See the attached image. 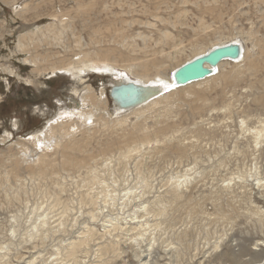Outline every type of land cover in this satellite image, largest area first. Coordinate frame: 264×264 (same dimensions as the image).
<instances>
[{"label": "rangeland", "instance_id": "1", "mask_svg": "<svg viewBox=\"0 0 264 264\" xmlns=\"http://www.w3.org/2000/svg\"><path fill=\"white\" fill-rule=\"evenodd\" d=\"M234 39L242 43L243 53L247 54L245 60L238 63L226 61L211 79L184 86L173 93L167 92V98H160L140 112L130 108L120 110L109 94L119 73L140 81L141 78L127 71L126 64L111 71L86 70L77 76L59 69L69 64L80 65L84 58H97L103 56L104 51L113 49L138 60L145 58L150 61L153 56L152 61L156 60L158 64L150 67L149 77L160 73L168 79L174 67L185 63L197 50L204 51L214 43ZM259 43L264 44V0H0V237H8L10 222L15 216L21 223L18 224V238L13 241L11 264H46L54 246L69 235H76L85 222L93 223L102 231L103 220L97 218L92 222L88 205L82 206L83 212H78L77 199L88 189L81 180L88 170L96 167L116 189L114 194L118 193L116 199L119 202L122 200L120 196L131 185L142 191V178L149 180L150 187H144L147 192L136 196L134 203L154 199L161 193L167 194L172 191L175 179L183 182V177L191 178L190 183H182L185 187L181 185L178 201L193 202L194 206L199 205V209L213 215L205 219L206 216L193 213L189 219L187 211L176 214L177 223L171 227H190L186 245L196 238L200 243L206 239L213 242L216 234L215 237L208 233L214 230L216 221L219 228H229L232 225L229 222L233 221L235 235L240 237L242 233V244L250 247V237L260 226V219L252 214V210L258 206L264 209V190L246 181L237 182L238 171H253L251 164L255 161L259 160L258 164L262 169L264 167V144L257 152V159L253 157L255 161L251 154L254 126L264 121V54ZM251 59L256 61L254 69L250 68ZM137 67L133 65V69ZM91 95L101 104L95 107V115L91 119L86 122L80 118L75 123L69 121L74 125L60 146H48L46 149L37 143L36 157H23L18 142L28 141L33 133L41 134L49 122L58 120L60 111L66 119L64 116L68 111L94 108L88 104ZM243 119L247 122L244 128L241 125ZM29 143L32 146L33 142ZM136 144L140 148L135 149L130 157H125L127 148ZM64 145H70L71 153L67 160L85 156V166L65 165L61 152ZM180 149L183 152H179ZM40 153L54 160L46 168L44 176L28 172L37 170L31 169L37 165L31 160H36ZM17 157L21 158L16 166ZM193 165L194 171L185 176ZM232 177L236 182L228 184ZM60 183L65 189L59 188ZM52 193L59 194L75 207L66 216V230L54 227L53 222L46 227L48 232H44L47 237L43 238L45 243L43 240H37L35 245L26 243L21 239L26 237L24 229L27 230L28 218L37 219L38 214L47 208ZM215 206H220L226 213L227 221L219 218L220 214L216 216ZM59 209L51 215L58 213ZM33 210L35 212L31 215ZM114 210H111L114 214L110 213L115 216L118 209ZM163 228L169 229L164 224ZM122 234L119 237L126 244L127 251L116 263L142 264L136 256L132 239ZM227 242L230 241L226 240L225 244ZM153 250L157 264L173 259L170 255L167 257L161 245ZM190 252L194 254L195 251ZM80 257L86 258L84 253H80ZM187 258L189 255H185L184 260ZM30 259L32 263L28 261ZM92 259L93 264L99 261L93 255ZM201 259L194 258L197 260L194 264ZM210 259L219 263L215 256ZM222 263L235 264L227 254Z\"/></svg>", "mask_w": 264, "mask_h": 264}, {"label": "bare ground", "instance_id": "2", "mask_svg": "<svg viewBox=\"0 0 264 264\" xmlns=\"http://www.w3.org/2000/svg\"><path fill=\"white\" fill-rule=\"evenodd\" d=\"M216 17H218V15ZM57 29H59V28H57ZM58 31L61 32L60 30H58ZM164 31H166V30H163V32ZM168 34H169V32H168ZM58 35H60V33ZM55 36H57V35H55ZM171 37H172V35H171ZM55 38H57V37H55ZM159 40L160 39H158V42H160ZM162 40H163V38H162ZM164 40H166V38ZM166 41L168 43H170L168 40H166ZM232 41H238V40L234 39ZM227 42L222 41V42H218L216 44L214 43V45L211 46V48L214 46H218V45L227 43ZM155 45L156 44H154V47H155ZM170 45L171 44H169V46ZM259 45L261 46V48H260L261 52H263V54H264V44L261 45L259 43ZM211 48L204 50V51L197 50L195 52V54L193 56L189 57L186 61L193 59L194 57L210 50ZM253 54H254V52H253ZM171 55L172 54H170V57H171ZM83 56H85V55H83ZM246 56H247L246 52L242 53V57L238 60L233 61V62H236V63L241 62V61L245 60ZM155 57H156V55H155ZM152 58H153V56H152ZM152 58L150 59V57H149L150 61L145 60V58L143 60H138L135 56H131V55H128L127 53H124L122 51H116V50L112 49V50L104 51L103 56H100V57L98 56L97 58H95V57L84 58V61L82 63H80V65H77V63H76V65H73V64L70 65L69 64V66L68 65L65 67L63 66L59 69H61V70L64 69L63 71L69 72V73L73 74L74 76H77V75H81V73L86 71V70L103 71V72L107 71V70L111 71L112 69H115V67L123 66L124 64H126L127 66H125V67H127L128 70L126 68L125 69L127 71H130L131 74L132 75L134 74L135 77H138V79L141 78L140 81L139 80L138 81L134 80V81L139 82L141 84H149V85L155 86V87L158 86V87H161L163 90L165 89V91L158 94L152 100H150L144 104L138 105L136 107L130 108V109H132V111H139L140 112L142 108H144L146 106L148 107V105L150 106V104H152L154 102L157 103L156 101L159 100L160 98L164 99L163 97H165L169 93H173V91L182 89V87H184V86H178V87L173 86L172 85L173 80H172L171 75L168 79H166L167 78L166 75H162L160 73L156 74L153 77H149L150 73L148 74V71H149L150 67L151 66L155 67L158 64L157 63L158 61H156V60L152 61ZM167 58L168 57H166V59ZM146 59H147V57H146ZM186 61H184V62H186ZM226 61L228 62L230 60H226ZM226 61H223L220 63V65L218 67V72H216L215 74H213V75H211V76H209L203 80H208V79H211L212 77L216 76L220 72V66H222V64ZM255 62L256 61H254V60L252 61V59H251L250 68L254 69L253 67L256 66ZM178 64L179 63H177V65ZM133 65H137L139 67L140 71H138V67L136 69L135 68L133 69ZM179 66L180 65L174 67L173 70H175ZM156 69H158V68H156ZM252 69L251 70L249 69V70L252 72ZM253 72H255V70ZM225 75H227V74H225ZM164 77H166V78H164ZM164 79H166V80H164ZM224 79H226V78L224 77ZM227 79H229V78L227 77ZM124 80H132V79L127 78V76H125L123 74H120V73L117 74L116 83L122 82ZM198 82H200V81H198ZM191 84H193V83H190L188 85H191ZM188 85H185V86H188ZM167 92H169V93H167ZM88 98H90V101L88 104H92L94 106V108H90L88 110L77 109L75 111H68L69 113L64 116V118H66V119H63V117H62L63 112L60 111L57 114V118L58 117L62 118L61 120H59V118H58V120H56V121H51V122H49V124L47 123L48 124L47 127L45 125L46 128L44 130L42 129L43 130L42 132L40 131L41 134L33 133L29 139L27 137L28 141L18 142V143H20V145L22 147L23 157L24 156L25 157L28 156L27 158H29L30 156L36 157L37 143H41L42 147H45V148L48 146L49 147L50 146L51 147L60 146L61 140L65 137V135H67V136L69 135L70 127L72 125H74L72 122H69V121H73L75 123L76 119H79V118L83 119L84 122L91 119V117L93 115H95L94 114L95 107L96 106L100 107L101 104L99 102H97L95 100V97L92 95ZM165 98H167V97H165ZM119 109L122 110L121 108H119ZM123 110H125V109H123ZM246 123L247 122L245 121V119H243L242 124H241V125H243V128L246 127V126H244V125H246ZM257 125H259V126H256V127L254 126L253 132L251 131L253 133L251 136H252V141H253V146H254L252 151H251V154H253V156H252L253 160H254L253 157L254 156L256 157L257 152L263 148L262 146L264 144V121L261 122V125L259 123H257ZM245 133H247V132H245ZM242 134H243V132H242ZM31 141L33 142L32 146L29 145L30 144L29 142H31ZM244 141H245V138H244ZM237 142H239V140H237ZM26 143H27V145H26ZM180 145H182V144H180ZM184 145L185 144L183 143V146ZM169 146H171V145H169ZM69 147H70V145H64V146H62V149H61L64 164L76 166L78 168L85 166V163H86L85 156H84V158L82 157L83 159H80V157L76 156V157H78L77 159H76V157H70V159L67 160L68 156L71 153ZM237 147L238 146L236 145L235 146L236 150H238ZM138 148H140V147L137 144L135 145V147H133V146L128 147L124 156L130 157L131 155H133L132 152ZM41 149H43V148H40V150ZM185 151L186 150H184V152ZM244 151L246 152V150H244ZM176 152H178V149ZM179 152H183V150L180 149ZM243 154L246 155L245 153H243ZM260 154L262 155V153H260ZM23 157H22V159H23ZM257 157H256V159H257ZM20 158L21 157H17L15 159V165L16 166L19 163ZM243 158H245V157H243ZM31 161H34V163L37 164L36 166H34V168H31V169H37V170H30L28 172L33 173V174H38L40 176H44L47 174L46 168L49 165H51L54 160L51 159L49 156H47L45 153H40V154H38L36 160H31ZM258 161L257 162L255 161V163L252 162L253 164H251V166L253 165V171L250 170L249 172L247 171V173L241 172V170L238 171L239 172V175H238L239 179H238L237 183L246 181L247 183L249 182L250 185H254L255 187L261 188L262 191L264 190V175H263L264 167L262 169V166L258 164ZM107 164H108V162H107ZM237 166H238V164H237ZM194 169H195V165H193L192 167L187 169L185 176L190 175L191 171H194ZM242 171H244V170H242ZM87 172L88 173L86 174L85 177L82 178L81 181H83L82 185L84 184V185L88 186V189L84 192H81V194L79 195V197L77 199L78 204H79L78 212H80V211L83 212L82 206L88 205V214H89V217L91 218L92 222H94V220H96L97 218H101L100 220H103L102 221V231H99V229L93 223L89 224V223L85 222V224L83 226H81V228L78 231H76V229H75L77 234L75 235L74 233H72V234H74L73 237H70V235H69V237L65 240L59 239V240H61L60 243H58L54 246L53 252L51 253V257L47 258L48 262L47 263L45 262L46 264H82V263L83 264H87V263L93 264L94 259H92V255L96 258H99V261L96 264H117L116 260L118 258L120 259L122 257V254L125 251H127L126 250V244L123 243L121 241V238L119 237V235L121 233H123L122 235H124V237L132 239L133 247H135L134 250L136 252V256L139 258V260L141 261L142 264H157L158 263V261L155 259L156 257H154V254H153L154 253L153 249L158 248V245H161L162 248L165 249V254H167V257H169L168 255H170V257L173 258V259H169L168 262L165 264H182V263H187V264L193 263L194 264V262H196L198 260V259L194 260V258H202L199 262H197V264H208V263L217 264V263L213 262V260L210 259V257H212V256H215L216 258L219 259V260H215V261H219L220 264H223L222 261L225 259L226 254L229 255L234 260L235 264H252V263L264 264V218H262L264 216V209L262 207L258 206L257 207L258 209L254 208L252 210V214L255 215L256 217L257 216L259 217L258 219H260L259 220L260 226H259L258 230L256 229V233L250 237V243H249L250 247H248V245L242 244V243H244V242H242L243 239L240 238L243 235L242 233H240V237H237L238 235H235L236 234V233H234L235 225L233 226V224H234L233 221L229 222L232 224V225L230 224L231 226L229 228L224 227V226L222 228H219V222L216 221V223L214 225V230L212 232L208 233V234H212L213 236H215V234H216L217 237L215 236L216 239L213 242L206 239L204 243H200V239L196 238L195 240L191 239V241H188L189 245H186V241L188 240V236H189L188 231L190 230L189 229L190 227L189 228L187 226H185V228L176 227V226L171 227V224L175 225L177 223V218L175 217L176 214L179 215V214H181V211H187L189 214V219L192 218L191 214H193V213H197L198 215L200 214L202 217L206 216V217H204L205 219H208L209 215L211 214L206 210L199 209L198 208L199 205H198V207L194 206L192 204L193 202L180 203L178 201V199L181 196L180 195L181 194L180 187H181V185H183L182 183L183 182H185V183L189 182L191 180V178L183 177L184 178L182 180L183 182H181V179H177V180L175 179V182L174 181L172 182V184H173L172 185L173 186L172 191L169 190L168 189L169 187H168L167 189L169 191L167 194L161 193L159 195H156L154 199L152 198L153 200L152 199L141 200L140 202L138 201V202L134 203L133 199L136 196H140L142 193L147 192V190H145V188L150 187V183H149V180L147 178L141 177L142 178L141 182L143 185L141 184L142 186L140 188L142 189V191H137L138 189L135 190L134 189L135 186L133 187L131 185V187L126 191V193L122 197L120 196V198L122 200L119 202V201H117V199H118L117 194L118 193L114 194L116 189L114 188V186L112 184H110L107 181V179L104 177L105 175L100 173V171L97 167L92 168V169L88 170ZM232 174H234V173H232ZM130 178L131 177H129L127 179H130ZM180 178H182V177H180ZM113 181L117 182L115 179ZM169 181H171V180L169 179ZM223 182H225V181H223ZM232 182H234V183L236 182L234 177L230 178L228 184H231ZM228 184L226 186H228ZM97 185H100L101 187H99ZM244 186H247V185H244ZM19 188H20V190L23 189L22 187H19ZM59 188L65 189L64 184L60 183ZM98 188H101V189H99V191L98 190L96 191L95 189H98ZM227 188H229V187H227ZM248 188H249V186H248ZM229 189H231V186ZM232 190H233V187H232ZM253 191H255V190L252 189V192ZM16 193L18 195V192H16ZM42 193L44 194V192H42ZM253 194L251 193V195H253ZM182 195H184V194H182ZM263 195H264V192H263L262 196ZM49 199H50V201H48V203H47L48 204L47 208L46 209L44 208L43 212L41 211L42 213L38 214L37 219L36 218L33 219L31 216H30V218H28V222H26L28 224L27 225L25 224V226L27 227V230L24 229L26 231V233H25L26 237L21 239V240H26V243L31 242V244L35 245V242H37V240H43V238L46 239L47 237L44 236L46 234V233H44L46 230V227L48 225L52 224L53 222H55V223H54V225L53 224L52 225L54 227H59V230L65 228L66 222H67V221L65 222L66 216L72 210H74V208H75L74 205L72 203H70L69 201H66L67 200L66 198H65L66 200L64 201L63 197L57 193H52L50 195ZM132 203H134V204H132ZM184 204H186V206ZM214 204L216 205V200H215ZM59 206L61 207V209H59L60 208ZM187 207H190V209H188ZM195 207H197L196 210L194 209ZM219 207L215 206V209H217V213H218V215H216V216L219 217V214H220L221 217H219V218L227 221L229 219V217L226 216L225 215L226 213ZM42 208H43V205H42ZM57 209H59L58 210L59 212L55 213V215H51L52 213L54 214V211H56ZM112 209L113 210L115 209L114 211H116V209H118L117 215H115V216L112 215L115 213V212L114 213L111 212ZM34 210L31 212V215L34 214V212L36 211V210L35 211ZM249 211H251V210H249ZM211 215H213V214H211ZM99 216H101V217H99ZM16 217L17 216L14 217L12 223L10 222L11 227L9 226L10 231L8 230V232H9V234L7 233L8 237L5 239H2L0 237V264H11V254H12L13 241H15L18 238V230H19L18 226L21 224V223H18L19 220L17 221ZM67 219H70V218H67ZM75 220H77V217H75ZM209 223H210V221H209ZM226 223H228V222H226ZM226 223L224 225H226ZM73 224H74V222H73ZM163 224H164L165 228H169L168 231H166V229L163 228ZM184 225H186V224H184ZM3 226H5V225H3ZM76 228H78V227H76ZM236 228H238V227L236 226ZM20 229H21V227H20ZM65 230H66V228H65ZM46 231L48 232V230H46ZM249 231L250 230H247V233H249ZM1 233H2V231H1ZM4 234H6V233H4ZM250 234H251V232H250ZM22 237H24V235ZM27 238L29 240H27ZM248 239H249V237H248ZM226 240H229L230 242H227L225 244ZM43 241L45 243V240H43ZM246 241H248V240H246ZM20 243L23 244L24 241L23 242L21 241ZM39 243H41V242H39ZM143 244H144V249H142ZM200 244H202V245H200ZM227 249H229V251H227ZM51 250H52V248H51ZM190 250H194L195 251L194 254H191ZM18 253H19V251H18ZM80 253H84V257H86V258L85 259L81 258ZM106 255H108V257L104 258V256H106ZM185 255H189V258H187L186 260H184ZM198 256H200V257H198ZM245 256H248V257L245 258ZM26 257H27V255H26ZM28 261L30 263H32L33 260L30 259Z\"/></svg>", "mask_w": 264, "mask_h": 264}, {"label": "water", "instance_id": "3", "mask_svg": "<svg viewBox=\"0 0 264 264\" xmlns=\"http://www.w3.org/2000/svg\"><path fill=\"white\" fill-rule=\"evenodd\" d=\"M243 46L239 41H230L194 57L172 71L173 86H185L201 81L216 72L221 62L235 61L242 57ZM174 88V87H173ZM163 92L161 87L141 84L134 80L113 83L110 97L121 109L144 104Z\"/></svg>", "mask_w": 264, "mask_h": 264}]
</instances>
